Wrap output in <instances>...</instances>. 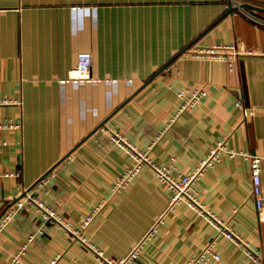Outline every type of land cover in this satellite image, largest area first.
Instances as JSON below:
<instances>
[{"label": "crops", "instance_id": "0c3cea01", "mask_svg": "<svg viewBox=\"0 0 264 264\" xmlns=\"http://www.w3.org/2000/svg\"><path fill=\"white\" fill-rule=\"evenodd\" d=\"M230 3L260 10L230 13ZM231 44L242 52L233 71L194 56ZM81 52L92 54L89 77L71 78ZM181 90L207 96L170 123ZM0 100L10 102L0 106V122L20 126L0 131V174L20 173L0 177V219L30 190L78 228L95 213L81 234L115 259L156 227L132 264H187L215 239L221 260L209 264H263L264 215L247 159L223 158L197 188L239 243L185 204L170 210L171 192L149 167L116 192L132 160L112 135L149 151L174 177L225 141L263 158L264 193V0H0ZM57 256V264H99L36 207L18 211L0 234V264H51Z\"/></svg>", "mask_w": 264, "mask_h": 264}, {"label": "built area", "instance_id": "2783aa9c", "mask_svg": "<svg viewBox=\"0 0 264 264\" xmlns=\"http://www.w3.org/2000/svg\"><path fill=\"white\" fill-rule=\"evenodd\" d=\"M242 52L236 50L234 44L227 46H217L200 51H196L194 56L196 58L208 59L214 58L220 61H225L228 63L230 70H235L236 57ZM249 54V52H245ZM92 54L89 52H81L77 55V66L76 70L71 73V78L75 79H86L89 77L90 70L92 68ZM207 96L205 90H181L178 93V98L180 101L179 108L177 112L172 116L170 123H174L180 116L185 113L192 111L196 105H198L201 100ZM10 102L8 100H0L1 105H7ZM237 106L240 108L244 107L242 99L237 101ZM18 124H14L11 121H1L0 131L4 130H15L19 129ZM112 142L115 145L120 146L126 150L127 154L132 160V165L128 168L123 176L116 182L114 190L120 192L126 189L135 178L146 168H151L156 178L171 192V197L169 199V208L173 210L176 206L185 204L192 211L206 216L207 220L214 226L217 231L218 236H225L234 242H241L240 238L235 236L226 224L216 218L213 214L207 212L204 205L201 203L198 196V185L204 175L205 171L208 169L215 168L223 158L235 159V158H245L250 163V176L252 183V195L255 200L256 208L258 210L260 218L264 215V193L262 188V161L263 158L257 155H252L245 151H237L230 148L225 141H219L217 144L210 149L208 157L203 160L200 165L195 168L191 173L184 174L180 176H172L170 168L167 166H160L153 162L150 157L149 151L140 150L136 146L132 145L125 138L119 134L112 135ZM5 143V142H4ZM3 143V144H4ZM151 149V148H149ZM20 173H9L0 174V177H17ZM52 176V172H49L45 176L41 177L37 182V185L43 188L48 182L49 178ZM26 207H36L40 212V215L46 221L53 222L61 228L67 230L72 236L73 240H80L89 250H91L99 262V264H132L139 257L142 245L145 241L151 239L156 233V227L152 228L149 234L144 239V242L139 244L134 250L124 258L115 259L107 256L104 251L89 241L80 230L87 229L94 220L95 213L89 215L80 225L74 226L72 223L68 222L60 215L58 212L47 206L43 201L37 200L35 196L30 194V190L26 192L23 196L18 198L13 206L1 217L0 219V234L4 230L6 224L12 220L16 213ZM217 239L207 246V248L197 257L192 258L187 264H209L211 261L219 262L221 257L217 253ZM251 258H256L250 255ZM258 258L264 264V248L260 253ZM59 256H57L51 264H57Z\"/></svg>", "mask_w": 264, "mask_h": 264}, {"label": "water", "instance_id": "95a60500", "mask_svg": "<svg viewBox=\"0 0 264 264\" xmlns=\"http://www.w3.org/2000/svg\"><path fill=\"white\" fill-rule=\"evenodd\" d=\"M239 9L244 11L245 9H258V8L252 7V6L247 5V4H242V5H239V4L237 5L236 4L235 7L231 3L229 4L230 13H233V12L239 10ZM258 10H260V9H258Z\"/></svg>", "mask_w": 264, "mask_h": 264}]
</instances>
